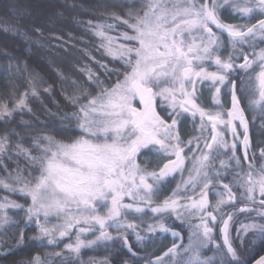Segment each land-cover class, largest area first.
<instances>
[{"label":"snow or ice","instance_id":"1","mask_svg":"<svg viewBox=\"0 0 264 264\" xmlns=\"http://www.w3.org/2000/svg\"><path fill=\"white\" fill-rule=\"evenodd\" d=\"M143 4L142 11L129 9L127 18L111 13L118 23L88 21L104 55L119 61L126 70L121 73L100 61L96 63L105 72L123 78L109 87L90 68L82 69L97 92L92 95L89 88H80L66 97L76 111L59 117L62 122L74 121L63 126L65 139L48 134L31 137L32 147L38 150L35 155L20 144L15 146V154L22 155L30 167L7 172L5 166L7 179L13 183L0 178V189L30 198L31 203L25 207L7 197L0 200V228L19 227L20 222L7 215L8 209H15L25 213L16 248L32 240L58 245L68 239L71 242L64 248L78 257L84 249L119 240L122 247L137 256L129 243L130 235L138 244L152 239L157 232L183 238L163 219L144 228L143 219L136 223L128 220L129 215L142 218L150 212L153 218L174 215L177 220L194 215L199 223L193 225L188 244L173 243L161 255L149 254L151 258L145 264H247L242 255L245 237L251 233L264 240V164L256 168L249 161V125L237 92L255 97L249 106H259L264 113V47L259 46L264 44V18L251 25L230 24L221 19V13L230 9L232 15L251 20L257 14L264 16V0H143ZM120 24L130 31L111 35ZM227 49L231 50L229 55L222 58L220 53ZM30 84L13 108L0 104V119L16 111H33L27 99L29 95L37 97L38 92L32 81ZM198 84L214 89L213 108L221 110H208L197 103ZM222 91L231 96V107L226 111L219 99ZM158 98L161 105H167L168 119L157 111ZM186 115L193 121L198 118L201 133L210 130V138L183 141L178 125ZM236 122L243 129L240 143L243 159L249 161L247 172H232L231 168L233 162L236 168L244 167L236 155ZM221 126L231 132V144L220 131ZM74 132L80 134L72 135ZM8 150L5 134L0 137V154ZM142 150H153L166 162L158 170L148 171L138 163ZM186 150L192 155H185ZM221 151L232 154L217 165ZM260 156L264 157V149ZM251 159H256L254 154ZM230 173V182L223 183L221 177L227 178ZM177 174L181 176L180 183L157 203L163 186ZM234 187L239 193L233 191ZM189 191L194 195H187ZM209 194L218 197L214 204ZM126 199L130 202L126 203ZM223 208L232 211L225 212ZM237 213L255 216L250 215L251 222L241 224L233 238L230 224ZM52 218L57 222L49 226ZM218 225L222 243L214 240ZM30 226L37 229V236H25ZM109 228L116 229V235ZM88 235L94 238L85 239ZM234 240L239 241L240 251ZM210 244L214 245V255L205 257L203 250ZM27 264L51 262L42 260L37 253ZM90 264L105 262L93 259ZM255 264H264V255Z\"/></svg>","mask_w":264,"mask_h":264},{"label":"trees","instance_id":"2","mask_svg":"<svg viewBox=\"0 0 264 264\" xmlns=\"http://www.w3.org/2000/svg\"><path fill=\"white\" fill-rule=\"evenodd\" d=\"M141 1L25 0V2H21V0H0V104L6 103L9 108H13L15 101L31 87L30 81L35 84L38 92L37 97L29 95L27 99L28 106L33 110L31 113L25 109L14 112L11 117L0 119V137L7 134L9 144L8 152L0 154V178L5 179L8 183H13L7 179V172H14L17 167L22 169L30 167L22 155L15 154L19 136L29 135L22 132L31 131L36 134L52 135L57 139H65L62 128L65 124L74 123V121L62 122L59 117L76 111V107L66 97L78 92L80 88H89L92 95L97 92L96 88L89 85L86 71H81L82 69L90 68L109 87L118 78H123L122 75L118 77L114 73L105 72L96 63V61H100L109 68L119 69L121 73L126 70L119 61L103 56V49L99 48L100 40L89 30L88 21L118 23L112 19L111 13L115 12L119 16L127 18L129 9L143 10ZM119 28L129 31L122 24L119 25ZM110 34L114 35V31ZM70 54L74 57L71 58ZM78 54L83 58L84 64L81 62L77 65ZM99 55L104 61L97 60ZM86 62H89L90 65H87ZM36 73H39V76ZM72 81L77 83L74 85ZM45 89H50V91L46 92ZM259 113L258 110L255 120L257 122L250 129L249 137L252 149L264 145V125L260 121H264V119L259 117ZM162 116L168 119L164 114ZM79 134V132L72 133V135ZM34 136L36 135L21 139L20 145L29 146L32 143L31 137ZM31 152L35 155L38 150L32 147ZM137 159L142 167H145L146 170L149 169L148 160L143 153ZM151 169L156 170L155 167ZM36 174V172L32 173V175ZM24 175L27 176L28 172L25 171ZM5 197L23 204L25 207L31 202L29 198H22L19 194L0 189V200ZM7 211L10 219L19 221L20 224L19 227H4L0 230V238L7 242V246L3 248L6 255L0 254V264H10V261L16 258L27 263L29 253L37 250L38 243L36 240H32L23 248L15 247L20 228H24L25 213L15 209ZM250 215L255 216V213L248 214L243 223L251 222ZM237 222L235 220L233 225H238ZM35 232V227L30 226L25 230V236L33 237ZM230 235L234 238L233 234ZM234 246L238 247L239 241L234 240ZM263 250L264 240L253 237L251 233L245 238L242 255L247 260H251L256 252ZM260 253L258 256L261 255ZM253 254L255 255L252 256ZM122 257L124 256H119L120 259H123ZM111 264L116 263L111 262Z\"/></svg>","mask_w":264,"mask_h":264},{"label":"rangeland","instance_id":"3","mask_svg":"<svg viewBox=\"0 0 264 264\" xmlns=\"http://www.w3.org/2000/svg\"><path fill=\"white\" fill-rule=\"evenodd\" d=\"M21 2H25V0H21ZM220 2L221 3H223V0H220ZM141 3H142V5H143V7H144V4H143V0L141 1ZM140 11H142V10H140ZM223 14L224 15H228V17H226L228 20H230V22L231 23H233V24H242V21H243V23H246V22H248V19H240L239 17H236V16H234V15H232L231 14V11H230V9H224V12H223ZM226 15V16H227ZM242 20V21H241ZM123 31H125V29H121V28H119L118 27V29L117 30H115L114 31V35L113 36H116V35H118V33L119 32H123ZM130 31V30H129ZM121 43H123L124 41H120ZM260 47H264L263 46V44H260L259 45ZM103 52H104V50H102ZM229 51H231L230 49H229ZM245 51H251L250 49H245ZM72 53V52H71ZM221 54V53H220ZM79 55V54H78ZM70 56H71V58H73L74 56L72 55V54H70ZM70 56H68L69 57V59H70ZM103 56H104V54H103ZM221 56H222V58H226V57H224L222 54H221ZM95 58V57H94ZM78 59H79V61L77 62V65H79V63H81V62H83V58L81 57V55H79L78 56ZM102 58L100 57V55L99 56H97V60H101ZM81 60V61H80ZM96 60V59H95ZM103 60V59H102ZM75 61H76V59H75ZM104 61V60H103ZM242 61V60H241ZM241 61H239V60H237L236 61V63H239V62H241ZM83 64H84V62H83ZM86 64L87 65H90L89 64V62H86ZM215 70V68H210L209 69V71H214ZM241 74H243V73H241ZM197 89L199 90V89H208V91L210 92V95H208L207 93H205V95H206V97L208 98L207 100L209 101V105H213V99H212V97H213V93H214V89H212V90H209L210 89V85H203V86H201V85H197ZM226 93L224 92V91H222L221 92V94H220V97H219V99H220V101H221V103H222V105H227L228 104V99L227 98H221V96H223V95H225ZM230 93H228L227 94V96L229 95ZM237 95L240 97V102L243 104V106H244V108L247 110V116H248V121H249V127H250V129L254 126V123H256L257 121H255L256 120V117H257V115L258 114H256V112L259 110L260 111V113H259V117L260 118H262V116H264L263 115V113H262V111H261V108L259 107V106H254V107H250L249 106V101H250V99H253V98H255V97H253V96H251V95H248V96H244V95H242L241 93H240V91H238L237 92ZM205 97V98H206ZM224 100V101H223ZM225 100H227V103H225ZM137 106H139V105H137ZM159 106H160V108L161 109H159ZM162 106L163 105H161L160 104V101H159V98L157 99V111L162 115V114H164L165 115V117H168L167 115H166V112H164L163 110H162ZM186 117H187V120L185 121L186 123H185V128H182L181 126L179 127V132H180V135H181V137L183 136L184 137V139H185V142H187L188 140H190V139H193V138H195V137H201V140H203V138L204 137H209L210 138V130H205L203 133H201V131H200V129H199V124H200V121H199V119H197L198 121L197 122H194L193 121V118L190 116H188V115H186ZM196 121V120H195ZM261 122H262V124L264 125V121H262V120H260ZM196 124V125H195ZM236 124H237V132H238V137L236 138L237 139V142H238V147H237V150H236V155L238 156V153H239V147H240V145H241V138H242V133H243V129L239 126V123L238 122H236ZM222 127V126H221ZM220 131H223V129H220ZM226 132V131H225ZM23 134H29V135H27V136H32L33 134L34 135H36V136H38V135H41L42 133H40V134H36V133H34V132H31V131H24V132H22ZM187 133V134H186ZM263 134H264V132H263ZM27 136H25V137H27ZM24 136H19V138L20 139H18V144H20V142H21V139H23V138H25ZM250 139V138H249ZM33 143V142H32ZM32 143L29 145V146H27L28 147V149L31 151V148H32ZM43 143V142H42ZM232 143V141H230L229 142V144H231ZM251 143V142H250ZM26 146V145H25ZM264 145H260L257 149H252V147H251V144H250V150H249V161L251 162V163H253L254 164V166L256 167V168H258V165H259V161L261 162V165L262 164H264V157H262L261 159H258V154H259V152H260V150L261 149H264V147H263ZM27 147H25V148H27ZM192 147H193V150L195 149V143H193V145H192ZM203 147V144L201 143V148ZM146 151V150H145ZM145 151L143 152V154L145 153ZM152 152L153 150H147V152ZM225 155V152H223V151H221V153H220V155ZM232 153L231 152H229L227 155H225L226 157H225V159L224 160H226L227 159V156H229V155H231ZM253 154L255 155V157H256V159L255 160H252L251 159V157L253 156ZM140 155H142V154H140ZM145 155V154H144ZM185 155H192V153L191 152H186V154ZM146 158V157H145ZM148 159V158H147ZM222 160V159H221ZM248 161V162H249ZM219 163V162H218ZM218 163H217V165H218ZM234 163V162H233ZM241 164H242V162H241ZM248 164V163H247ZM247 164H245L244 163V169L245 170H247L248 171V168H247ZM234 165H235V163L233 164V165H231L232 167H234ZM188 167H190V165H188ZM231 167V168H232ZM246 171V172H247ZM232 172H236L235 170H232ZM184 177L186 178L187 177V175H188V173H187V171H185L184 172ZM221 179L223 180V183H225V181H226V183H229L230 182V180L232 179V174L230 173L229 175H228V177L227 178H224V177H221ZM180 181H181V176L179 175V174H177L176 176H175V178L174 179H170L164 186H163V188H162V190H161V192L158 194V199L156 200V202L157 203H159L160 202V200H163L166 196H168L171 192H172V190L176 187V185L178 184V183H180ZM165 187H169V193H166L165 192ZM199 190L197 189V192H198ZM233 191L234 192H237V193H239V190L237 189V188H233ZM181 195L183 196V195H185L184 193H181ZM187 195H194V193H192L191 191H189L188 193H187ZM165 196V197H164ZM30 199V198H29ZM218 199V197H216V196H213L212 194H209V201L212 203V202H216V200ZM31 201V200H30ZM125 202L126 203H128V202H130L129 200H125ZM31 203V202H30ZM243 203V202H242ZM239 206H242V204L241 205H238V207ZM223 209H227V208H223ZM103 211L104 210H102V213L101 214H103ZM181 211H183V210H181ZM232 211V209H230L229 210V208H228V212H231ZM8 212V211H7ZM151 215H152V213H150V212H148L146 215H144L143 217L144 218H146V217H151ZM247 215L248 214H241V213H237L236 214V216H234L233 217V223H234V221L236 220V221H238L237 223H240L241 222V224H246V223H249V222H244L243 223V221H240L239 222V220H237L238 219V217L239 216H242L243 217V220L245 219V218H247ZM136 218H137V221H134V222H136V223H140L141 222V219H143V217L141 218V217H137V216H135ZM194 217V218H193ZM242 217H240V218H242ZM147 218V220L146 221H144L145 223H144V225H143V227L144 228H146L147 227V224L148 223H155L156 222V220H159V219H148ZM173 218V219H172ZM193 218V219H192ZM53 219V221H51V224L49 225V226H51L52 224H55L57 221H56V219L55 218H52ZM160 219H163L164 220V223L168 226V227H170L171 226V223L169 222V221H167V220H165V217L164 218H161L160 217ZM170 219L171 220H176L177 222H183L184 220H185V227H186V233H185V241H184V245H187L188 244V237H189V234H190V232H192L194 229H193V225H195V224H198L199 223V220L198 219H196V217L193 215V216H191V217H189V216H184L183 218H182V220H177L176 218H175V216L173 215V216H170ZM143 220H145V219H143ZM176 221H174V222H176ZM231 227V226H230ZM4 228V227H3ZM3 228H0V230L1 229H3ZM240 228V227H239ZM238 228V229H239ZM139 230V229H138ZM35 236H37L38 235V232H37V229L35 228ZM108 231L110 232V233H112L113 235H116V229H112V228H109L108 229ZM188 232V233H187ZM157 233H160V232H157ZM157 233H155V234H152L153 236H155ZM234 233V237L236 236V233H237V231H234L233 232ZM98 234V233H97ZM141 235H146V233L144 232V231H141ZM219 235H220V233H219ZM215 237V236H214ZM220 237H221V235H220ZM247 237V236H246ZM245 237V238H246ZM85 239H93L94 238V236H92V235H88V236H86V237H84ZM214 240H215V242L216 243H222V240H220V238H214ZM129 241L131 242V245H134L135 247L136 246H140V248H142L143 246H149V247H151V245H152V240L151 239H149V240H146V241H144V242H141V243H137L136 241H135V239L130 235L129 236ZM36 242L38 243V247H37V250H35V251H32V252H30L29 253V257H28V259H27V261H30L31 259H32V257L34 256V255H36L37 253H39L40 254V256H41V259L42 260H44V261H50L51 262V264H90V261L91 260H96V261H102V262H105V264H111V262H113V261H115V260H117V263L116 264H145V260H146V258H144L143 259V257H142V261L141 262H143L144 261V263H139V262H137L136 260H135V256H133V255H129L128 257H122L123 259V261H124V263L122 262V263H119V261H118V259H120L119 257H118V259H116V258H114V259H111L110 258V256H109V254L107 253V252H104L105 250L103 249V248H106L107 247V245H108V243L110 244L109 246H111L112 248V250H113V248L115 247H119V242H117V241H114V242H108V243H106V244H101V245H99V246H97V247H94V248H90V249H84V250H82L81 251V253L79 254V256L77 257L76 256V254H74V253H69L65 248H64V245L65 244H67V243H69V242H71V241H69L68 239H65V240H63L62 242H60L58 245H47L46 244V242L44 243V244H41L38 240H36ZM134 243V244H133ZM136 243H137V245H136ZM149 244V245H148ZM105 245V246H104ZM5 246H7V242L6 241H4V240H2L1 238H0V254H3V255H6V252L4 251V247ZM153 247V246H152ZM137 248V247H136ZM210 249H215L214 248V245H209V247H208V249H205V251L206 252H209V256H205V257H211V256H213L212 255V252H211V250ZM244 249V248H243ZM208 250V251H207ZM98 251V252H97ZM204 251V250H203ZM205 251L203 252V253H205ZM240 251V250H239ZM56 252H62L63 254L61 255V256H54V255H46V254H52V253H56ZM111 252V251H110ZM243 253V252H242ZM123 254V253H122ZM121 256H123V255H121ZM180 257H177V259H179ZM247 260V259H246ZM11 263L10 264H27V263H24V261H20V259H12L11 261H10ZM167 264H171V262L169 261V262H167Z\"/></svg>","mask_w":264,"mask_h":264},{"label":"flooded vegetation","instance_id":"4","mask_svg":"<svg viewBox=\"0 0 264 264\" xmlns=\"http://www.w3.org/2000/svg\"><path fill=\"white\" fill-rule=\"evenodd\" d=\"M223 12H224V10L222 11V13H221V19L225 22V23H230V24H233V23H231L230 22V20H228L226 17H228V15L226 16V15H224L223 14ZM261 18H264V16H260V15H255V17H254V19H251V20H248V22H246V23H243V21H242V24H248V25H251V24H253V23H255L256 22V20H258V19H261ZM213 30L214 31H216V29L215 28H213ZM225 39H226V37H225ZM263 46H264V44H263ZM247 49V48H246ZM229 49H227V50H224V51H222V55L224 56V57H227L228 55H229ZM239 61H241V60H239ZM240 63V62H239ZM210 69V68H209ZM241 75H243V74H241ZM205 93H207L208 95H210V92L208 91V89H199L198 90V92H197V95H198V97H199V99L197 100V103L198 104H200L201 105V107H203V108H205V109H208V110H212V111H218V110H221V109H217V108H213V105H209V101L207 100L208 98L206 97V95H205ZM206 97V98H205ZM221 98H227L228 99V104L227 105H223V109L222 110H224V111H226L228 108H230V102H231V96H230V94L227 96V94H225V95H223V96H221ZM224 101V100H223ZM225 103H227V100H225ZM240 105H241V107L242 108H244V106H243V104L240 102ZM159 109H161L160 108V106H159ZM162 110L164 111V112H167V110H168V108H167V105L166 104H164L163 106H162ZM244 112H245V117L247 118V120H248V116H247V110L244 108ZM190 117V116H189ZM198 119V118H197ZM196 119V121H194V122H197L198 120ZM187 120V117H185V118H183L182 120H181V122L179 123V127L181 126L182 128H185V121ZM196 125V124H195ZM220 129H223V127H221ZM223 131H224V129H223ZM187 134V133H186ZM224 136H225V139L228 141V142H230V141H233V137H232V135H231V132L230 131H224ZM182 138V140L183 141H185V139H184V137L182 136L181 137ZM241 140H243V135H242V138H241ZM242 142V141H241ZM264 147V146H263ZM250 150V149H249ZM249 150H248V154H249ZM145 150H142V152H141V154L144 152ZM186 152H187V150H186ZM186 152H185V154H186ZM229 152H227V153H225V155H227ZM145 157H146V159L148 160V167H149V169H147L148 171H153L151 168H153V167H155L156 168V170H158V168L159 167H161L162 166V164L164 163V162H166L162 157H160V156H158V155H156L155 154V152L154 151H150V152H147V150L145 151ZM224 154L223 155H219L218 157H217V161H216V163H218L219 162V160H224L225 159V156ZM243 155H244V148H243V144L241 143V145H240V147H239V153H238V156L241 158V162H242V164L244 165V163L245 164H247L248 163V161H245L244 159H243ZM140 156V155H139ZM138 156V157H139ZM262 157L260 156V152H259V154H258V159H261ZM259 163V165H258V168L261 166V162L259 161L258 162ZM234 163H232V165H233ZM232 167V166H231ZM232 170H235L236 172H238V171H244V172H246L247 170H245L244 169V167H243V169H239V168H236V166L234 165V167H232ZM225 183H226V181H225ZM165 192L166 193H169V187H165ZM213 204L215 203V202H212ZM231 208H229V210H230ZM223 211H225V212H228V208L227 209H222ZM147 218L148 217H146V218H144L143 217V219H145L144 221H146L147 220ZM226 218V217H225ZM148 219H160V217H155V218H153L152 217V215H151V217H149ZM173 219V218H172ZM128 220H130V221H137V218L135 217V216H132V215H129L128 216ZM165 220H167V221H169L170 223H171V226H170V228H172L173 230H175V231H177V232H179L180 233V236L183 238L182 240L181 239H177V238H173L172 236H171V234L170 233H157L155 236H153V238L151 239L152 240V245H151V247H149V246H143L142 248H140V246H134V245H132V251L133 252H135L136 254H137V256H135V260L137 261V262H141L142 261V258H141V261H138L139 259L137 258V257H143V259L145 258V257H147V256H149V257H151L149 254H154V255H161L164 251H166L167 250V248H169V247H171L172 246V244L173 243H176V244H179V242H181L182 241V244H184V237H185V235H184V233H186V227H185V220L183 221V222H177L176 220H174V221H176V222H174L173 220H171L170 219V217H165ZM230 226H232V227H230V234H233L234 235V231H237V229L241 226V222L238 224V225H236V226H234L233 225V222L230 224ZM219 225L215 228V230H214V238H220V240H222V237H220V235H219V233H220V231H219ZM112 229H114V228H112ZM188 233V232H187ZM112 242H114V241H112ZM117 242H119V247L117 246L116 248L114 247L113 248V250L111 249L112 247L111 246H109L110 244L108 243V245H107V247L106 248H103L105 251L104 252H107L108 254H109V256H110V258L111 259H114V258H116V259H118V257L120 256V255H123L124 257H128L129 255H132L128 250H127V248H125V247H122L121 246V242L119 241V240H117ZM129 243L131 244V242L129 241ZM134 244V243H133ZM136 245H137V243H136ZM149 245V244H148ZM105 246V245H104ZM153 246V247H152ZM211 250V252H212V255H214V252H215V249H210ZM111 251V252H110ZM205 251V250H204ZM203 251V252H204ZM208 251V250H207ZM260 252H264V250L263 251H260ZM260 252H256L255 254L257 255H255V254H253L252 256H256V257H258V254L260 253ZM123 253V254H122ZM261 254V253H260ZM203 255H209V252H206L205 251V253H203ZM253 257L251 260H247V264H250L254 259H256V257ZM118 261H119V263H124V261L122 260V259H118ZM113 262H115V263H117V260H115V261H113ZM141 263H144V261L143 262H141Z\"/></svg>","mask_w":264,"mask_h":264},{"label":"water","instance_id":"5","mask_svg":"<svg viewBox=\"0 0 264 264\" xmlns=\"http://www.w3.org/2000/svg\"><path fill=\"white\" fill-rule=\"evenodd\" d=\"M264 255V254H263ZM262 256V255H261ZM260 257V256H259ZM259 257L258 258H256L251 264H255V261L256 260H258L259 259Z\"/></svg>","mask_w":264,"mask_h":264},{"label":"bare ground","instance_id":"6","mask_svg":"<svg viewBox=\"0 0 264 264\" xmlns=\"http://www.w3.org/2000/svg\"><path fill=\"white\" fill-rule=\"evenodd\" d=\"M240 217H242V216H239V217H238V220H239V221H243V217H242V218H240Z\"/></svg>","mask_w":264,"mask_h":264}]
</instances>
